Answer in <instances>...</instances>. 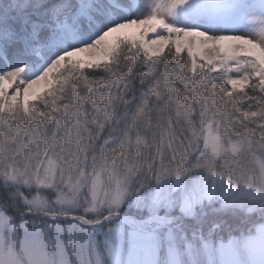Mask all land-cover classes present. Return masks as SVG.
<instances>
[{
    "label": "snow or ice",
    "instance_id": "1",
    "mask_svg": "<svg viewBox=\"0 0 264 264\" xmlns=\"http://www.w3.org/2000/svg\"><path fill=\"white\" fill-rule=\"evenodd\" d=\"M0 264H264V0H0Z\"/></svg>",
    "mask_w": 264,
    "mask_h": 264
}]
</instances>
